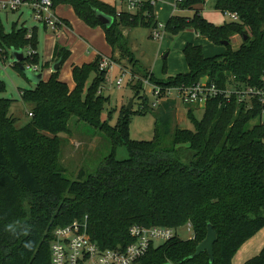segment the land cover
Returning <instances> with one entry per match:
<instances>
[{
    "label": "trees",
    "instance_id": "1",
    "mask_svg": "<svg viewBox=\"0 0 264 264\" xmlns=\"http://www.w3.org/2000/svg\"><path fill=\"white\" fill-rule=\"evenodd\" d=\"M213 1L215 9L234 12L238 21L216 25L200 14L204 0H175L176 8L192 9L193 15L171 14L164 30L177 34L190 28L213 44L227 41L224 50L206 56L200 44L186 42L181 52L187 71L167 75L164 61L166 76L159 78L135 68L136 60L121 31L156 26L154 6L145 4L137 13H129L117 12L101 0H51L52 9L68 5L87 26H100L111 47L109 58L132 66L130 81L138 75L158 86L159 97L167 88L190 87L200 81L214 83L218 90L227 86L232 92L228 98L220 93L208 98L199 119L194 116V103H187L186 116L193 129L174 125L168 145L163 144L157 124L152 139H132V117L150 108L141 93V80L131 86L137 108L120 106L110 124L111 110L107 118L102 117L109 101L101 92L108 71L99 67L102 55L72 65L73 87L69 88L59 79V70L70 51L56 42L51 61L61 59L58 70L30 88L19 89L20 99L32 105L26 124L14 125L8 114L11 100L0 97V264H49L53 228L84 216L88 234L102 248H123L132 242L128 229L133 224L174 230L190 227L189 238L175 233L158 245L151 244L138 264H231L241 244L264 227V103L255 96L237 97L246 87H264V29L260 30L264 0ZM94 8L111 15L113 23L104 26ZM59 20L70 27L67 20ZM234 36L241 38L235 49L230 44ZM37 42L35 27L28 30L13 23L7 32L0 18L2 60L10 47L29 48L34 52L25 55L22 64L47 68L49 61H40ZM12 66L24 78L15 62ZM90 75L91 82L84 88ZM72 116L99 129L111 148L93 172L80 169L75 179H68L63 174L58 135L73 134L68 124ZM118 145L126 147V158L115 157ZM208 224L216 237L212 261L205 250L193 255ZM242 264H264V245Z\"/></svg>",
    "mask_w": 264,
    "mask_h": 264
},
{
    "label": "rangeland",
    "instance_id": "2",
    "mask_svg": "<svg viewBox=\"0 0 264 264\" xmlns=\"http://www.w3.org/2000/svg\"><path fill=\"white\" fill-rule=\"evenodd\" d=\"M101 1L114 6L117 12L120 11V5L117 0ZM174 1L175 0H157L154 6L156 8L155 18L158 17L160 21L165 22L171 14L187 18L193 15L194 10L185 8L178 9L174 6ZM67 6L68 5H66V7ZM67 8L70 9L69 7ZM199 8L200 14L216 25L230 20L223 12L215 9L213 0H204ZM69 13L70 10L68 16L72 19V14ZM0 18L4 30L7 32L11 30L13 23H16V27L23 26L28 30L36 26L41 38L38 53L40 58H43L42 35L44 34V29L42 23L36 22L33 19L29 8L26 9V7L22 6L16 11L0 10ZM72 24L74 28L83 27L84 25L78 18L77 21H72ZM61 25H63V23ZM61 25H59V28ZM127 31L128 45L138 61L136 65H140L141 68L148 67L153 70L155 74L158 73V76H166L165 74H168L167 72H178L181 70V67L186 66L181 53V46L185 41L198 42V44L202 46L205 55L219 54L224 50V45L213 44L206 38L197 37L194 30L190 28L184 29L177 34H171L164 30L158 39L150 36L151 29L146 26L139 25ZM240 42L241 38L239 36L233 37L230 43L231 47L233 49L237 48ZM23 51L25 52V49H23ZM164 61L166 64L165 74L162 72ZM12 63L13 61L10 55H8L5 60L0 58V81H2L4 85V88L0 89V97L11 100L8 114L14 120V125L18 128L29 121L30 116L28 112L32 109L31 104L25 103L20 99L19 89L30 88L31 83L13 68ZM119 65L121 66L120 71L115 63L110 66L106 75L104 89L101 88V90L103 89L102 94L109 97V101L105 104V109L102 112V117L107 118L108 112L111 110L112 113L109 116L110 118H108L110 124H114L120 106L127 105L130 99H132L131 107H133V109L137 108V100L134 101L131 86L134 85L138 79H141L138 75H135L132 81H130L132 77V75H130V65L125 67H123L122 64ZM66 66L63 65L62 68L64 69ZM40 69L41 68L32 71L42 73L43 71ZM120 73H123L122 84L117 87L115 80L120 77ZM43 74L44 72L42 75ZM62 74L64 73L61 72L60 75ZM91 79L92 75L86 80L84 88L91 82ZM141 83V93L147 97L150 108L149 111L144 114L134 115L132 117L129 124V136L132 139H152L155 125L157 124L163 144L168 145L171 141L172 128L174 125L178 124L177 126L181 128L193 129V125L187 118L185 111L182 112L181 117L178 116L177 118V114H175V102L179 101V99L175 94H170L164 98L153 99L150 90L152 88L151 85L146 83L145 79H142ZM184 105L186 107L189 106L185 103ZM193 107H195L193 110L194 116L198 119L201 118L203 114V105L194 103ZM158 116H161L162 119ZM166 116L169 117L171 125L170 122L165 119ZM68 124L71 126L73 134L71 136L65 133H60L58 135L62 140L60 160L64 167L63 174L68 179H75L80 169H83L86 173L93 172L101 160L110 152L111 146L108 139L99 129L83 121H78L74 116L70 118ZM127 156L126 147L124 145H118L115 149V157L117 159H124ZM175 233L182 239L191 237V229L187 225L178 227ZM160 243L162 242L155 241V245Z\"/></svg>",
    "mask_w": 264,
    "mask_h": 264
},
{
    "label": "built area",
    "instance_id": "3",
    "mask_svg": "<svg viewBox=\"0 0 264 264\" xmlns=\"http://www.w3.org/2000/svg\"><path fill=\"white\" fill-rule=\"evenodd\" d=\"M120 5V11L129 13H137L145 4L155 6L157 0H117ZM25 6L30 9L33 19L42 23L50 29L56 30L57 24H61L59 18L51 8V0H0V10L16 11L19 7ZM175 6V1H174ZM231 21H238V16L234 12L224 11ZM164 31V23L157 21L156 26L151 28V37L158 39ZM23 50V49H22ZM34 51L27 48L24 56ZM114 63L109 57L102 55L99 63L100 68L107 70ZM32 70H38L37 65H25ZM123 73L115 80V84L119 87L122 84ZM146 83L151 85V95L153 99L164 98L170 94L175 96L182 103L202 104L208 98L223 94L229 97L231 89L226 88L218 90L214 83H206L200 81L193 86L170 87L165 90L164 96L159 97V88L151 84L147 79ZM258 97L259 101L264 103V87H246L237 94L238 100L249 99L248 97ZM264 112V110H263ZM129 235L133 241L120 248H102L96 241L92 240L88 234L87 218L84 216L81 220H73L72 222L56 226L52 230V237L49 241V264H134L147 251L151 244L155 241L163 242L175 235V230L168 227L150 226L133 224L128 229Z\"/></svg>",
    "mask_w": 264,
    "mask_h": 264
},
{
    "label": "crops",
    "instance_id": "4",
    "mask_svg": "<svg viewBox=\"0 0 264 264\" xmlns=\"http://www.w3.org/2000/svg\"><path fill=\"white\" fill-rule=\"evenodd\" d=\"M23 7H25V6H23ZM67 7H69L70 9H68ZM67 7H66V5H63V4L58 5L57 7H55L53 9V12L57 18L62 19V20H67L68 23L70 24V27H68L67 25H65L63 23V25H61L60 28L53 30V29H50L49 27H46V26L44 27L42 25V27L44 29V34L42 35L43 58H40V61L41 62L49 61V66L47 68H42L40 70H42L44 72L41 79L46 80L51 73V67H50L51 63L54 62V61H51L53 46L56 42L59 43L61 46H63L64 48H67L70 51L68 58L60 66L59 79L66 82V84L68 85L69 88H72L73 87V80L71 77V66L72 65H81L83 63L90 62L93 60L95 55L98 53L101 55L110 57L111 56V47L107 44L105 37H104V32L100 26L89 27L85 23H83L84 24L83 27L74 28L72 21H74V22L77 21L78 17L74 14V12L70 6H67ZM20 8L21 7H19L18 9H20ZM26 9H27V7H26ZM69 10H70V13L72 14V16H71L72 19H70L68 16ZM155 10H156V8H155ZM156 15H157V13H156ZM73 16H74V19H73ZM156 19H157V21H160L158 19V17H156ZM160 22H162V21H160ZM34 27H35L36 35H37V39H38L37 47H36V51L38 53V47L40 46L41 38H40L39 31H38L37 27L36 26H34ZM128 29H130V28H122L121 29L122 34H123L125 40L127 41V45H128V39H127V32H128L127 30ZM150 33H151V31H150ZM234 37H236V36H234ZM186 42H191V41H185L182 44L181 49L185 45ZM192 43L198 44V42H194V41ZM128 47H129L130 51L132 52V54L135 58V55H134V53L131 50L129 45H128ZM202 51H203V48H202ZM203 54H204V52H203ZM114 56L116 58H118V52H115ZM206 56H209V55H206ZM182 57H183V55H182ZM135 60H136V64H137L138 61L136 58H135ZM114 63H115V65H117V67L120 71L121 66L118 64V62H114ZM121 63H122V65H126V66L129 65V64H125V61H121ZM63 65L64 66L67 65V66L63 69L62 68ZM185 65H186V63H185ZM38 68H40V66H38ZM135 68L149 71V72L153 73L154 76L159 77V78L163 77V75L158 76V73L155 74L153 72V70H151L148 67L141 68L140 65H136ZM131 70H132V66L130 65V71ZM185 71H187V65L184 67H181V70L178 72H175V73L167 72L168 73L167 75H173V74H176L179 72H185ZM61 72L64 74L60 75ZM105 81H106V78H105ZM104 83L101 86V88H103V89H104ZM32 86H33V84L31 83V87ZM103 89L101 90V92L103 91ZM184 111L185 112L187 111V107L184 105V103H182L180 100L176 101L175 102V114H177V118H178V116L181 117L182 112H184ZM263 245H264V227L259 229L253 236H251L250 238H248L245 242H243L241 244V246L235 252V254L232 258L231 264H242L246 259H248L252 255L257 254Z\"/></svg>",
    "mask_w": 264,
    "mask_h": 264
},
{
    "label": "water",
    "instance_id": "5",
    "mask_svg": "<svg viewBox=\"0 0 264 264\" xmlns=\"http://www.w3.org/2000/svg\"><path fill=\"white\" fill-rule=\"evenodd\" d=\"M95 12L96 17L99 19V21L106 27H109L113 23V17L111 15H108L104 13L103 11L94 8L93 9ZM264 29V21L262 22L260 26V30ZM245 39V36H243ZM222 45H227V41H221ZM9 55L12 58L13 63L15 62L18 68L20 69L21 73L23 74L24 78L28 80L32 84H36L39 80H41V73L40 72H33L31 68L26 67L25 65L22 64V61L24 60V54L23 50L21 48H14L10 47L9 49ZM61 59L55 60L53 63H51V71H56L58 70L60 66ZM132 105V99H130L126 105L127 109H130ZM215 232L212 229L211 225H207V231L204 239L200 241L196 247H195V252L193 255L199 254L201 251H207L208 256H209V261H212L213 255H212V246L215 241ZM165 264H171L169 262Z\"/></svg>",
    "mask_w": 264,
    "mask_h": 264
}]
</instances>
